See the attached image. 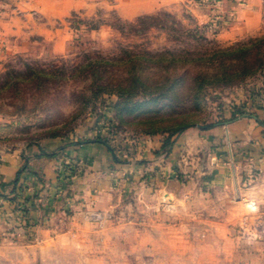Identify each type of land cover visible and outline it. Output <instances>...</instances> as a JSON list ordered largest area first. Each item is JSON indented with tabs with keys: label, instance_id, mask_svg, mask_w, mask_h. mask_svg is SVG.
Returning <instances> with one entry per match:
<instances>
[{
	"label": "rangeland",
	"instance_id": "rangeland-1",
	"mask_svg": "<svg viewBox=\"0 0 264 264\" xmlns=\"http://www.w3.org/2000/svg\"><path fill=\"white\" fill-rule=\"evenodd\" d=\"M60 22L72 37L64 51L40 44L0 63V155L50 140L92 139L125 164L157 138L163 143L158 153L168 158L187 130L209 131L264 110V67L237 83L209 85L197 99L180 88L168 101L143 108L139 104L150 97L110 88L126 77L121 61L130 56L140 57L138 70L154 73L160 53H205L263 37L264 0L259 32L229 43L193 19L186 5L130 20L99 7L91 16L73 13ZM206 156L189 154L190 168L178 174L184 188L178 199L129 189L112 210H85L76 226L59 223L57 240L43 243L21 202L29 201L23 180L15 193L6 185L1 198L11 210L0 224V264H264V170L239 175L232 189L219 188ZM62 164L59 183L81 174V163L72 167L62 158ZM46 191L34 192L33 202Z\"/></svg>",
	"mask_w": 264,
	"mask_h": 264
},
{
	"label": "crops",
	"instance_id": "crops-1",
	"mask_svg": "<svg viewBox=\"0 0 264 264\" xmlns=\"http://www.w3.org/2000/svg\"><path fill=\"white\" fill-rule=\"evenodd\" d=\"M262 3L263 0H0V63L11 54H27L40 44L51 46L54 52L64 51L72 37L60 21L73 13L91 16L99 7L112 8L121 18L130 20L186 5L193 19L214 29L221 42L229 43L259 32ZM162 147L159 139H150L138 156L125 164L115 163L111 151L92 139L82 144L50 140L1 153L0 224L6 221L4 211L11 210L1 198L6 189L2 188L7 185L6 192L10 193L22 169L24 196L31 202H21L29 206L28 224L36 225L35 232L42 243L57 240L59 223L69 220L76 226L85 210H112L129 189H149L157 196L178 199L179 189H184L178 174L187 173L192 163L189 154L198 151L207 154L215 166L214 186L232 189L239 175L264 170V110L254 118H240L209 131L187 130L168 158L158 153ZM62 158L69 160L72 167L82 165L81 174L69 183H59L57 179L58 170L63 172ZM192 161L197 163V159ZM45 188L42 198L33 202L34 192Z\"/></svg>",
	"mask_w": 264,
	"mask_h": 264
},
{
	"label": "trees",
	"instance_id": "trees-1",
	"mask_svg": "<svg viewBox=\"0 0 264 264\" xmlns=\"http://www.w3.org/2000/svg\"><path fill=\"white\" fill-rule=\"evenodd\" d=\"M156 57V61L153 62L159 69L154 73L144 72L143 69L138 70L139 56H130L127 60H122V65L128 66L125 71L126 77L122 81L118 80L117 84L110 88H114L121 93H141L150 97L148 101L139 104L138 107L141 108L148 106L150 103L168 101L170 96L175 95L180 88L186 89L189 99H197L204 88L209 85L237 83L247 75H252L259 68L264 67V36L252 40L249 44L230 49H215L205 53L191 51L175 53L168 51L160 53ZM100 63L101 65L102 63L106 64V61L101 60ZM92 66L88 65L86 68L90 69ZM211 69L217 70V72L212 74L210 73ZM233 69L237 71L232 72ZM90 73L92 74V71ZM96 74L95 71L93 75ZM9 87L10 84L7 82L2 89ZM99 88L100 91L107 90L102 85H99ZM184 129L185 127H180L178 132ZM97 141L104 143L101 140ZM24 170L22 169L18 173L13 182V193L16 191L15 187L19 183Z\"/></svg>",
	"mask_w": 264,
	"mask_h": 264
}]
</instances>
